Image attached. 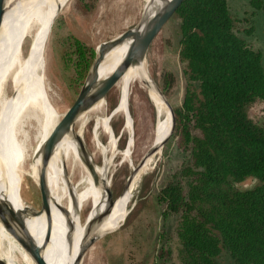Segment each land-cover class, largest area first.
I'll use <instances>...</instances> for the list:
<instances>
[{
    "label": "trees",
    "instance_id": "trees-1",
    "mask_svg": "<svg viewBox=\"0 0 264 264\" xmlns=\"http://www.w3.org/2000/svg\"><path fill=\"white\" fill-rule=\"evenodd\" d=\"M175 17L185 88L169 138L179 131L189 157L155 195L163 222L156 263L264 264V68L240 35L254 27L228 0H184ZM246 180L253 185L240 188Z\"/></svg>",
    "mask_w": 264,
    "mask_h": 264
},
{
    "label": "bare ground",
    "instance_id": "bare-ground-1",
    "mask_svg": "<svg viewBox=\"0 0 264 264\" xmlns=\"http://www.w3.org/2000/svg\"><path fill=\"white\" fill-rule=\"evenodd\" d=\"M67 1L8 0L9 5L0 27V200L15 211L28 208L20 195L23 170L30 160L27 168L31 170L30 175L37 183L41 167L39 147L55 125L54 114L45 98L46 79L41 58L47 34ZM166 1L168 0H144L142 17L151 15ZM137 26L96 46L98 61L91 65L82 87L96 80H103L112 73L125 56L131 43L129 36ZM26 37H30L31 41L25 60L21 54V46ZM8 78L12 83V96L1 97ZM133 84H138L147 91L156 107L157 115L151 146L135 165L130 159L133 121L129 112V91ZM115 87L119 92V102L108 115L104 98L80 114L75 121L82 126L88 120L95 119L91 137L97 153L102 155V165L95 163L94 155L75 128L74 122L55 146L46 167L51 232L46 246L44 214L34 218L27 217L25 221L27 231L41 247V256L47 264H79L78 255L91 238H98L118 227V222L125 213L127 204L136 194L141 179L152 170L170 137L172 107L150 75L145 61L139 66L129 67ZM46 89L48 94L47 82ZM49 99L51 102L50 96ZM52 107L54 108L53 105ZM117 114L124 116V131L128 133L121 162L127 161L131 170L121 192L115 196L110 188L111 169L117 166L111 165V153L115 154V140L109 123ZM30 124L35 129L34 139L38 140L33 151L30 150L29 144L32 141L26 130V126ZM100 132L109 135L107 145L100 143ZM0 241H6V252L0 251V259L6 264H16L13 256L15 250L27 264H33L1 223Z\"/></svg>",
    "mask_w": 264,
    "mask_h": 264
},
{
    "label": "rangeland",
    "instance_id": "rangeland-1",
    "mask_svg": "<svg viewBox=\"0 0 264 264\" xmlns=\"http://www.w3.org/2000/svg\"><path fill=\"white\" fill-rule=\"evenodd\" d=\"M249 1L228 0V3L234 17L247 16L253 25L254 32L251 36H245L242 31L240 35L260 50L264 68V7L253 11L249 6ZM262 3L264 6V0ZM143 7L144 0H68L63 6L51 26L41 58L49 89L47 94L45 82V98L52 109L55 123L80 91L95 59L96 46L138 25L142 18ZM30 41L31 38L26 37L21 46V54L25 60L28 56ZM76 41L80 42L86 51L87 57L84 60L76 51ZM145 62L150 75L171 107L173 109L179 107L184 95L185 84L182 63L179 59V31L175 16L167 22L151 45ZM9 80L8 78L3 86L1 97L12 96L13 88ZM130 89L129 112L133 121V145L130 159L135 165L151 146L157 115L156 107L143 87L133 84ZM105 102L106 115H108L119 102V92L116 87L107 95ZM260 115L258 114L262 117ZM95 123V119H90L82 126L75 122L74 126L83 136L89 151L94 155L95 163L101 166L102 155L97 153L92 143ZM109 125L112 127L110 129L115 140L113 144L115 154L111 153V165H117L111 169L110 188L117 196L131 170L127 161L122 163V152L128 133L124 131L125 119L122 114L111 118ZM26 130L32 141L29 144L30 150L33 151L38 144V140L34 139L33 124L26 126ZM107 136L109 137L100 132L99 141L102 145L109 143ZM180 143L179 131L175 143L170 138L166 140L152 170L143 176L136 194L127 204L126 211L118 222V227L96 238L85 251L81 264H162L156 263L157 249L162 245L160 232L163 222L155 195L165 180L188 160V151ZM28 164L30 160L27 161L23 170L20 195L28 208L38 209L40 196L36 183L30 175L31 170L27 168ZM251 185L253 181L246 180L240 188H247ZM6 247L5 241H0L2 253L6 252ZM13 256L16 264H27L26 261L24 263L25 259L18 251L15 250ZM224 264L231 263L225 259Z\"/></svg>",
    "mask_w": 264,
    "mask_h": 264
},
{
    "label": "water",
    "instance_id": "water-1",
    "mask_svg": "<svg viewBox=\"0 0 264 264\" xmlns=\"http://www.w3.org/2000/svg\"><path fill=\"white\" fill-rule=\"evenodd\" d=\"M183 1L184 0H168L161 7L156 9L151 15L143 16L135 31H133V33H131L129 36L131 43L119 65L105 79L96 80L88 86H83L72 104L55 123L54 127L51 129L50 133L43 141L38 151L41 155V167L38 174V180L35 185L38 188L40 196L39 208L33 209L29 207L21 211H15L6 202L0 200L1 225L3 226L4 230L16 241L21 249L27 253L33 264H47V262L41 256V247L35 243L32 236L27 231L25 221L27 217L34 218L44 214L46 220L44 244L46 246L51 232L49 193L46 185L45 173L55 146L71 128L80 114L89 110L99 100L106 98V96L115 87L116 83L129 67L139 66L141 63H143V61H145L146 55L151 45L167 22L175 16L178 7ZM8 5V0H0V27L3 20V15ZM97 61L98 53H96L92 65H94V63ZM172 115L176 123L173 108ZM95 239L91 238L88 243L85 244L77 258V262L79 264H81V260L85 251ZM23 261L25 263V260ZM0 264H6V262L0 259Z\"/></svg>",
    "mask_w": 264,
    "mask_h": 264
}]
</instances>
